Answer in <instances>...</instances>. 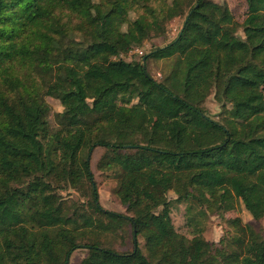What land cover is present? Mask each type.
<instances>
[{
    "label": "trees",
    "instance_id": "16d2710c",
    "mask_svg": "<svg viewBox=\"0 0 264 264\" xmlns=\"http://www.w3.org/2000/svg\"><path fill=\"white\" fill-rule=\"evenodd\" d=\"M241 1L239 23L211 0H0V142L16 151L0 149V264H68L79 248V264H264V236L251 225L227 219L213 244L196 223L188 239L167 197L177 194L192 222L239 202L264 217V0ZM180 17L171 42L139 62L120 58ZM149 61H169L161 81ZM211 95L221 120L207 112ZM46 98L62 107L54 127ZM78 129L64 173L61 141ZM96 148L130 216L100 206ZM68 189L86 201H67ZM125 227L132 250L119 253L108 240Z\"/></svg>",
    "mask_w": 264,
    "mask_h": 264
},
{
    "label": "rangeland",
    "instance_id": "374dc122",
    "mask_svg": "<svg viewBox=\"0 0 264 264\" xmlns=\"http://www.w3.org/2000/svg\"><path fill=\"white\" fill-rule=\"evenodd\" d=\"M215 3L221 4L226 3L230 9L234 11L237 21L240 23L242 21L241 11L243 9L244 3L241 0H211ZM137 8L129 13V19L133 20L138 14ZM64 20L70 23L71 27L75 30L79 29L80 34V19L76 14L71 13L70 11H64L63 14ZM183 23V18H175L165 26V33L162 36L153 37L150 40L143 42L141 46L131 50L125 55H121L120 58L126 62H139L141 57L150 52L151 49L162 47L171 42L177 36L179 30L181 29ZM241 35V29L238 32ZM78 32H75V36H79ZM81 35V34H80ZM140 51L142 55H139L136 51ZM149 73L156 81H161L163 76L166 74L165 71L169 67V61H149L147 64ZM47 104L50 106V116L49 121L52 127L55 126V114L62 111L60 103L53 98H46ZM205 107L208 114L215 120H221L220 107L215 102L213 96L211 95L206 103ZM174 137V136H173ZM83 138V131L78 129L71 136L64 138L61 141V156H62V170L66 173L69 169L70 163L74 160L76 154L80 149V145ZM0 149L9 155H15L16 151L12 145L0 142ZM104 150L102 148H96L91 155V170L94 174V178L97 184L98 197L100 206L107 211L130 216V213L127 212L126 207L121 204L118 197L115 195L114 190L117 187L116 176L114 171H100L97 168V162ZM64 198L67 201H86V198H83L81 194L74 189L65 190L63 193ZM167 197L172 201L171 208V219L176 231L190 239L192 237V231L194 225L197 223L199 227L204 229V238L209 243L217 244L222 236L228 229V224L226 223L227 219L238 217L243 224L251 225L258 233L264 236V217L259 221H254L250 214L245 210L242 203H238L234 212L223 214L222 217L216 214L206 212L204 207H191L190 212L195 215L198 211H205V215H197L196 219L192 222L190 221L191 217L186 212L187 204H176L174 200L177 198V194L170 191L167 194ZM109 246L116 252L123 253L129 252L132 250V241H131V231L128 227L125 229L117 230L115 235L109 236ZM138 245L145 254L144 251V242L143 239L138 237ZM87 255V251L84 248H79L75 250L68 264H79L81 260Z\"/></svg>",
    "mask_w": 264,
    "mask_h": 264
},
{
    "label": "built area",
    "instance_id": "2783aa9c",
    "mask_svg": "<svg viewBox=\"0 0 264 264\" xmlns=\"http://www.w3.org/2000/svg\"><path fill=\"white\" fill-rule=\"evenodd\" d=\"M136 51H137V53H138L139 55H142V53H141L140 51H138L137 49H136Z\"/></svg>",
    "mask_w": 264,
    "mask_h": 264
}]
</instances>
